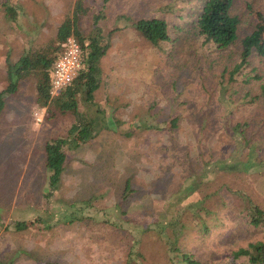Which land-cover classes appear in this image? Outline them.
<instances>
[{"label":"rangeland","instance_id":"374dc122","mask_svg":"<svg viewBox=\"0 0 264 264\" xmlns=\"http://www.w3.org/2000/svg\"><path fill=\"white\" fill-rule=\"evenodd\" d=\"M3 1L0 0V92L9 85V59L16 61L25 51L55 39L60 24L73 16L78 0H11L18 7L16 20L6 15ZM82 1L91 9L87 15L79 13L78 25L90 34L95 29L96 15L102 10L98 26L102 28L103 42L110 45L101 59L103 76L95 92L105 122L96 123L89 141L78 148L66 149L65 171L59 187L52 191L45 146L48 141L68 134L74 115L58 113L56 109L54 116L47 118L46 106L44 120L37 121L34 112L41 105L37 102L34 76L23 79L16 92L3 94L0 263L119 264L130 239L129 231L104 229L83 219L70 224L60 221L65 211L71 212L69 205L73 202L82 216L99 211L100 219L123 218L127 228H132L146 210L168 219L187 202L209 194L224 182L245 189L264 205V162L260 163L261 170L254 169L248 174L229 172L217 177L209 174L202 178L195 195H179L190 182L196 183L199 172H195L192 181H185L189 163L186 139L203 122L204 115L216 121L222 117L229 131L231 114L242 121L256 115L264 127V112H255L256 108L252 110L249 106L250 98L259 89L249 95L242 90L234 99L221 96L213 70L221 69L222 64L218 60L213 63V70L209 67L216 53L214 47L208 51L207 60L199 51L201 38L187 44L183 40L187 34L176 29L187 28L195 20L202 1L108 0L105 6L104 0ZM257 5L264 10V1ZM235 9L242 14L243 26L250 29L254 15L244 13L238 3ZM142 17L167 20L173 41L153 45L134 27L135 20ZM80 103V109L87 110V104L83 100ZM174 115H181L180 132L174 138L166 128H148L150 123L166 127L164 123ZM206 136L202 150L206 144L213 145L216 135ZM177 144L184 145L182 151H177ZM210 153L206 152V161ZM128 179L132 184L129 191ZM89 198L91 203H86ZM206 202L215 208L213 218L205 219L209 221V229L200 220L199 227L190 231L197 258L228 263L234 250L264 234V227L260 231L253 229L242 209L220 211L213 203L217 202L215 196ZM17 221H27L29 225L18 229Z\"/></svg>","mask_w":264,"mask_h":264},{"label":"trees","instance_id":"16d2710c","mask_svg":"<svg viewBox=\"0 0 264 264\" xmlns=\"http://www.w3.org/2000/svg\"><path fill=\"white\" fill-rule=\"evenodd\" d=\"M200 1L202 6L198 11L196 10L195 20L187 28L176 27L177 31L187 34L183 38L187 44L200 37L202 49L199 51L207 60L210 55L208 51L214 47L215 57L210 60L212 62L209 67L213 70V63L218 60L222 64L221 69L213 70L218 78L216 84L221 96L228 95L227 99H234L242 90L249 95L254 89H259L257 94L250 98L249 106L252 110L253 107L256 108L255 112H264V10L257 5L260 0ZM107 2L108 0H104V6ZM237 3L243 6L244 13L254 15L255 21L250 29L243 26L242 14L237 13L235 9ZM2 4L6 15L16 20L18 7L12 4L11 0H4ZM90 9V6L78 0L73 16L67 17L60 24L55 39L42 47L25 51L16 61L9 59V85L0 92V101H3V94L16 92L23 79L34 76L37 79V102L41 106H48L47 118L54 116L56 109L58 113L74 115L75 120L68 134L48 141L45 146L47 153L45 165L51 171L52 191L59 187L65 171L66 149L78 148L89 141L94 136L96 123L102 120L105 122L102 119L104 112L95 101V92L100 87L103 76L101 59L110 45L108 42H103L102 28L98 26V21L103 15L102 10L96 15L95 29L90 34L84 33L78 25L79 13L87 15ZM134 27L155 46L173 41L170 25L162 17L137 18ZM70 35L76 36L82 46L83 66L63 92L57 98H51L49 90L52 69L62 54L63 42ZM246 85L250 87L246 88ZM81 100L87 104V110L80 109ZM231 116L228 123L230 131L227 125L222 123V117H218L219 121H216L212 116L204 115L205 119L196 130L189 132L190 138L186 139L189 163L185 181H192L195 172L199 173L196 183L190 182L179 192V195L185 197L195 195L201 186L202 178L209 177V174L217 177L219 173L248 174L254 169L261 170L260 163L264 162V127L261 126L260 120L258 122L256 115L244 121L235 119L232 114ZM180 121L181 115H174L164 123L166 127L150 123L148 128L158 130L166 128L169 130L167 131L169 135L174 138V135L180 132ZM209 133L216 135L214 140L212 137L213 145L206 144L205 150H202V143ZM183 146L177 144V151H182ZM206 152H211L207 161ZM131 185V180L128 179V191L132 188ZM213 196L217 200L213 203L220 211L242 209L241 213L254 230L260 231L259 229L264 227V205L260 204L252 194H247L245 189L233 187L231 182H224L209 194L187 202L179 212L172 214L168 219L158 216L156 212L146 210L137 218L132 228L124 226L123 218L120 221L100 219L97 216L99 211L82 216L78 209H74L76 202L69 205L71 212L65 211L60 221L70 224L83 219L104 229L122 233L129 231L130 239L126 243L122 257L119 258V264H219L197 258L191 246L194 239L190 231L199 227L200 220L203 221V226L209 229V221L205 219L212 217L215 208L211 202H206V199L208 201ZM90 199L92 198L85 202L91 203ZM122 213L127 214V210L122 209ZM15 225L18 229H23L29 224L27 221H17ZM205 228L203 231L206 232ZM149 240L155 243H150ZM230 257L231 261L225 264H264V234L238 247Z\"/></svg>","mask_w":264,"mask_h":264},{"label":"built area","instance_id":"2783aa9c","mask_svg":"<svg viewBox=\"0 0 264 264\" xmlns=\"http://www.w3.org/2000/svg\"><path fill=\"white\" fill-rule=\"evenodd\" d=\"M63 51L56 61L51 73L50 96L57 98L73 81L83 66V50L79 40L70 35L62 44ZM46 106H38L34 112L37 121H43Z\"/></svg>","mask_w":264,"mask_h":264}]
</instances>
